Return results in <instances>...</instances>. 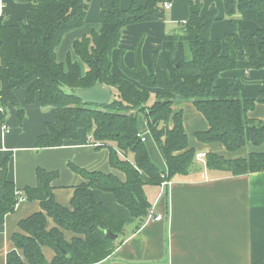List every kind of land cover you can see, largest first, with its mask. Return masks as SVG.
Returning a JSON list of instances; mask_svg holds the SVG:
<instances>
[{"label":"trees","instance_id":"obj_1","mask_svg":"<svg viewBox=\"0 0 264 264\" xmlns=\"http://www.w3.org/2000/svg\"><path fill=\"white\" fill-rule=\"evenodd\" d=\"M24 1L35 5L26 21L5 25L0 18L3 125L10 106L18 111L22 123L25 109L16 92L23 91L27 105L38 101L42 108L56 109L55 123L49 124L48 133L38 138L37 150L55 149L85 139L97 149H109L110 166L123 172L126 182L114 174L90 172L70 163L69 168L84 183L75 188L71 209H66L54 198L52 184L59 177L58 172L39 169L38 186L20 192L8 180L9 160L5 159L0 176L3 190L0 225L22 201H38L42 209L20 222L21 233L13 236L15 249L7 254V264H101L113 256L120 240L112 241L106 231L122 237L125 225L97 202L94 191L115 196L140 222L139 226L149 217L151 204L145 187L160 186L176 175H186L196 159V151L189 148L183 114L173 111L176 102H191L208 120L209 129L196 134L202 144L219 142L230 152L249 144L255 147L264 144V120L256 122L248 117L257 105L264 104V91L257 99L243 100L231 84L228 97L222 100L216 85L221 73L238 66L235 34L242 40L243 58L250 69H264V0H223L232 30L224 41L210 36L211 27L219 21L217 9L212 7L202 15V2H191L190 17L182 25V33L166 36L163 49L154 55L155 73L147 72L139 44L134 69L126 67L120 58L125 78L111 73L112 54L118 49L122 32L127 26L165 20L164 0H145V6L133 1L126 11L121 8V0H114L111 10L103 7L100 30L73 43V54H68L66 65L58 62L57 48L67 32L85 25L92 0ZM237 16L255 23L257 32L253 34L238 23ZM98 83L115 92V98L106 106L83 104L77 92ZM150 90H159L152 104ZM140 116L146 121L167 171L154 165L146 143L139 136ZM171 121H174L172 129ZM206 164L210 170L226 171L233 176L263 172L264 153H252L248 159L233 161L207 155ZM48 217L56 227L50 231ZM64 232L75 235L71 243L66 242ZM43 247L55 252L56 258L51 263L44 257Z\"/></svg>","mask_w":264,"mask_h":264},{"label":"crops","instance_id":"obj_2","mask_svg":"<svg viewBox=\"0 0 264 264\" xmlns=\"http://www.w3.org/2000/svg\"><path fill=\"white\" fill-rule=\"evenodd\" d=\"M113 1H92L85 25L67 32L58 46L57 60L60 64L66 65L69 44L73 45L84 35L100 30V11L102 7L111 10ZM133 1L141 6L147 3L145 0H121L122 10L130 9ZM194 1L202 2V15L207 14L212 7L217 9L219 21L211 27L210 36L213 40L224 41L225 36L232 33V30L231 18L225 14L223 0H173V8L166 12L165 20L143 22L127 26L123 30L118 49L112 54L111 73L125 78L117 64H121L122 57L125 66L134 69L140 44L141 61L147 72L153 75L154 55L163 49L166 36L182 33V24L189 19L190 3ZM33 8L35 5L24 0H0V18L5 25H16L26 21ZM235 20L253 34L258 30L257 25L251 21H243L239 16ZM65 43L66 46L61 47ZM234 45L238 66L220 74L216 82L220 90L219 98L226 99L228 87L233 84L243 100L257 99L264 91V69H250L249 62L243 58V44L238 34L234 35ZM223 54H226V47ZM150 91L155 96L159 92ZM16 95L25 109V116L20 124L18 111L11 106L7 108V132H4L0 118V176L1 164L8 159V180L16 185L18 191L23 192L27 187L38 186L39 169L58 172L59 177L52 184L54 198L62 207L71 209L75 188L82 185L84 180L69 168L70 163L90 172L114 174L120 181L126 182L124 173L110 166L109 149H97L85 139L71 141L55 149L37 150L38 138L48 133L49 124L55 123L56 109L42 108L38 101L27 105L23 91L16 92ZM150 102H155V98ZM2 109L0 99V113ZM173 111L182 112L189 148L196 151V156L203 155L204 159L196 158L186 175H176L166 187H145L151 211L140 226V222L117 202L115 196L94 191L97 202L118 216L125 225L117 250L101 264H264V171L233 176L226 171L210 170L206 164L207 155L233 161L248 159L252 153L263 154L264 144L260 147L249 144L233 152L219 142L202 144L196 134L209 129L208 120L191 102H176L173 104ZM248 117L256 122L264 120V104L257 105ZM173 124L174 121H171V129ZM141 135L147 138L145 143L154 165L167 171L161 152L154 140L152 141L148 129ZM149 141H152V145H148ZM2 201L3 190L0 185V202ZM41 212L40 202L23 201L6 217L4 224L0 225V264H7V254L15 249L12 239L15 234L21 233L20 222ZM161 215L164 219L160 222L150 219V216ZM47 227L49 231L56 228L49 217ZM74 237L73 233L64 232L66 242L71 243ZM43 254L49 263L56 258L55 252L49 247H43Z\"/></svg>","mask_w":264,"mask_h":264},{"label":"water","instance_id":"obj_3","mask_svg":"<svg viewBox=\"0 0 264 264\" xmlns=\"http://www.w3.org/2000/svg\"><path fill=\"white\" fill-rule=\"evenodd\" d=\"M77 97L83 104H91L99 107L108 105L113 97V93L98 83L94 87L78 91ZM106 236L112 241H117L120 238L118 234L114 235L111 231H106Z\"/></svg>","mask_w":264,"mask_h":264},{"label":"built area","instance_id":"obj_4","mask_svg":"<svg viewBox=\"0 0 264 264\" xmlns=\"http://www.w3.org/2000/svg\"><path fill=\"white\" fill-rule=\"evenodd\" d=\"M163 2H164V4H163L164 10H165L166 12H169V11L173 8V5H174L173 0H164ZM186 23H187V21H186L184 24H182V25L184 26ZM3 127H4V132H7V130H8L7 126L4 125ZM139 136L141 137L143 143L146 142L147 138H146L145 135L143 136V135L139 134ZM196 158H197L198 160H201V159H204V156L201 155V154H199V155L196 156ZM163 177H164V175H163ZM161 185H162V187H166V186L169 185V181H165V182H163ZM22 202H23V201H22ZM150 219H151V220H154V221H158V222H160L161 220L164 219V216H163V215H161V216H156V217H154V216H150Z\"/></svg>","mask_w":264,"mask_h":264},{"label":"rangeland","instance_id":"obj_5","mask_svg":"<svg viewBox=\"0 0 264 264\" xmlns=\"http://www.w3.org/2000/svg\"><path fill=\"white\" fill-rule=\"evenodd\" d=\"M92 1H95V0H92ZM92 1H91V7L90 8H92ZM102 3V2H101ZM100 3V4H101ZM103 8V7H102ZM84 36H86V35H84ZM63 46H61V47H65L66 46V43L65 44H62ZM72 44H69V53H72L73 54V52H72ZM68 55V54H67ZM66 55V56H67ZM73 59H75V61H78L76 58H73ZM117 67H119V69H120V71L122 72V74H123V71H122V67H121V64L119 65V63L117 64ZM124 75V74H123ZM113 98H115V92L113 93V97H112V99L111 100H113ZM155 98V95L154 94H152V97H151V99L153 100ZM151 101V100H150ZM111 102V101H110ZM150 104H151V102H150ZM87 106H89V105H87ZM89 107H91V106H89ZM3 111V110H2ZM7 126V125H6ZM147 128H148V126L146 125V121H145V119L143 118V116H140V118H139V132L142 134L143 132H144V130H147ZM149 132V131H148ZM152 141H153V138H152ZM152 141H149V143H148V145H152ZM155 143V142H154ZM147 144V143H146Z\"/></svg>","mask_w":264,"mask_h":264}]
</instances>
